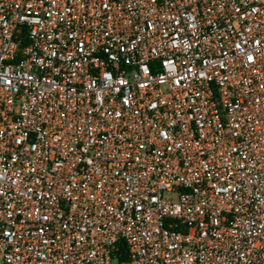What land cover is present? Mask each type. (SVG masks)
Segmentation results:
<instances>
[{"label":"built area","instance_id":"built-area-1","mask_svg":"<svg viewBox=\"0 0 264 264\" xmlns=\"http://www.w3.org/2000/svg\"><path fill=\"white\" fill-rule=\"evenodd\" d=\"M0 264H264V0H0Z\"/></svg>","mask_w":264,"mask_h":264}]
</instances>
